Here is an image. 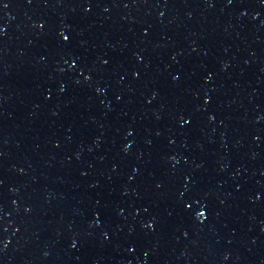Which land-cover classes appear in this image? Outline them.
Here are the masks:
<instances>
[{
  "label": "water",
  "instance_id": "water-1",
  "mask_svg": "<svg viewBox=\"0 0 264 264\" xmlns=\"http://www.w3.org/2000/svg\"><path fill=\"white\" fill-rule=\"evenodd\" d=\"M0 264H264V0H0Z\"/></svg>",
  "mask_w": 264,
  "mask_h": 264
}]
</instances>
